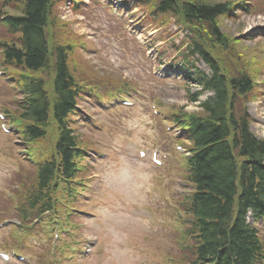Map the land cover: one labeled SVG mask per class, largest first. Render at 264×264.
Instances as JSON below:
<instances>
[{
  "label": "trees",
  "instance_id": "1",
  "mask_svg": "<svg viewBox=\"0 0 264 264\" xmlns=\"http://www.w3.org/2000/svg\"><path fill=\"white\" fill-rule=\"evenodd\" d=\"M4 7L9 39H0L7 63H15L25 92L19 105L21 116L29 121L26 137L38 142L45 128L54 121L57 131V157L38 165L35 179L31 172L18 180L36 186L39 192L59 174L72 178L77 158L82 156L80 139L70 128L68 115L78 103L79 92L87 80L71 68L76 56L75 37L59 39L57 30L72 32L67 21L59 20L58 6L63 0H0ZM145 5L149 17L164 24L172 16L175 24L190 32L183 51L184 67L191 70L195 60H204L210 69L196 70L195 80L212 92L198 103L199 111L178 108L175 122L187 129L192 156L188 158L190 176L197 185L192 199L193 212L200 218V243L194 251V264H256L263 244L246 223L248 208L264 213V138L250 128L252 118L246 99L257 90L264 61L251 50L236 45L219 26V19L250 12L249 0H135ZM55 34L57 37H55ZM61 36V35H60ZM58 38V40H57ZM235 71L229 74L213 55L209 40ZM235 43V44H234ZM256 54V53H255ZM249 57V59L247 58ZM255 57V58H254ZM262 57V52L259 57ZM240 61L234 62L236 59ZM45 75V79L42 75ZM85 77V76H84ZM126 84V81L123 82ZM89 86V85H88ZM122 86V84H121ZM106 88V87H105ZM110 90V89H109ZM201 91L190 96L197 100ZM42 148H47L42 144Z\"/></svg>",
  "mask_w": 264,
  "mask_h": 264
},
{
  "label": "rangeland",
  "instance_id": "2",
  "mask_svg": "<svg viewBox=\"0 0 264 264\" xmlns=\"http://www.w3.org/2000/svg\"><path fill=\"white\" fill-rule=\"evenodd\" d=\"M97 1L94 0L95 3ZM119 1L102 0L100 11L96 8L97 17L94 15L95 11L87 14V12L81 13L80 10L72 9L66 2L59 5V20L68 21V24L73 28L72 32L67 33L58 29L59 39L79 38L85 47L77 48L76 56L71 58L72 70H76L78 74L87 77V79L99 80L103 86H107L106 88L115 85L121 86L124 81L135 84L142 92L151 87L153 88L151 96L159 103V109L163 114L178 108L199 111L197 103H192L186 94L187 86L191 91H195L199 89L198 85L195 82L187 85L183 80L177 79H182L177 71V75H169L167 66L171 62L163 54V49H167V56L175 55L176 50L173 43L181 44V47L184 48L188 42H186V38L191 37L190 32L177 24L174 25L170 20L166 24H161L159 21L151 19L146 7L135 6V4H132V8L121 10L125 15L121 18L112 12L113 7L120 6ZM250 2L252 4L250 12L240 11L237 17L226 16L218 21L221 30L230 39H233L232 41L237 40L235 41L236 45H232V47L238 49L244 47L255 55L260 50L264 52V0H251ZM2 7L0 1V9ZM0 36H5L1 30ZM55 37H57L56 34ZM209 41L212 44L210 48L213 55L217 58L216 60L222 63L226 72L231 74L235 71L238 64L232 69L226 63L227 58L222 53L219 55V51L216 49L218 47L214 46V39ZM143 48L146 50L145 53L150 56L148 58H151V61L140 58L138 50H143ZM160 58L163 63L161 68L160 66L157 68ZM247 58L249 59V57ZM257 59L260 62L264 61V53ZM239 61L237 58L234 62L238 63ZM153 62H156L157 65L153 64L152 66ZM239 63L241 65V61ZM195 65L207 72L209 70L202 61H197ZM152 68L160 77L168 75V79L162 80L160 83L151 81L149 73ZM258 77L264 82V64L262 68L260 67ZM2 84L7 83L3 82ZM139 92L141 91L136 90L135 94H139ZM210 94L204 92L199 99L203 100ZM14 95L15 92L8 88H0V106L15 109ZM142 95L144 94L142 93ZM144 96L147 101L145 105L140 104L138 110L122 111L123 115L118 112L121 111L120 109H116L117 111L107 110L109 104L94 111L93 106L80 100L86 117L82 118L83 120L80 119L79 122L78 120L75 123L71 122V126L80 134L85 143L98 145L101 142L104 151H111L112 146L118 145L125 152L127 141L144 144L149 148L158 144L163 151L166 148V142L171 138L162 131L160 142L158 139H150L151 128H153L151 123L154 120L149 109L152 110L151 103L153 101L149 96ZM246 103L253 118L250 124L251 130L256 136L264 138V101L255 99ZM172 128L175 127L172 126ZM52 135L54 136L55 133L53 132ZM8 141L9 139L0 134V151L4 150L7 145L8 152L13 153L14 149L9 147L10 142ZM178 141L182 144L181 140ZM98 157L101 158L99 155ZM126 158H128L127 152L115 155L113 161L106 159L97 164L96 171L100 173V182L103 183V186H100L94 195L100 196L101 200L97 202L98 204H104L114 211V217H102L98 212L94 216L82 214V220L88 225L83 232L92 238V242L95 241L94 249L89 256L90 259L87 260L90 264H160L159 260H156V263L152 262L157 256L154 252L151 254L140 253L139 247L145 244L152 246L161 243L164 252L171 257H175L181 251L173 237L171 239L167 233H164L166 228L162 225V216L159 214L153 224L150 214L146 210L147 207L158 208L165 203V199L159 197L157 189L159 181L155 178L154 170L147 163L138 162L136 164ZM96 161H98L96 154L92 153L89 163L92 165ZM24 165L25 173H34L31 165L25 163ZM15 168L16 165L13 161L0 159V192L4 189L14 190V186L8 185V179L11 171ZM168 177L173 178L172 174ZM96 183L97 180L92 185L95 186ZM90 194V191L86 192V195ZM81 203L91 210L95 209L91 200L83 196H81ZM0 206H2L1 198ZM6 216L4 211L0 210V217L6 218ZM8 235L7 230H0L1 246ZM144 236L149 238L145 240L142 238ZM97 237H99V241L96 245ZM106 257L108 260H103Z\"/></svg>",
  "mask_w": 264,
  "mask_h": 264
}]
</instances>
